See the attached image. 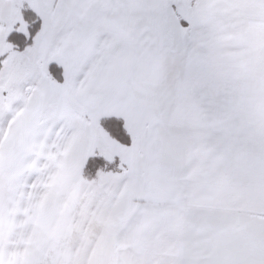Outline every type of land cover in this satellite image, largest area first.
I'll return each instance as SVG.
<instances>
[{
    "label": "snow or ice",
    "instance_id": "snow-or-ice-1",
    "mask_svg": "<svg viewBox=\"0 0 264 264\" xmlns=\"http://www.w3.org/2000/svg\"><path fill=\"white\" fill-rule=\"evenodd\" d=\"M0 264H264V0H0Z\"/></svg>",
    "mask_w": 264,
    "mask_h": 264
}]
</instances>
